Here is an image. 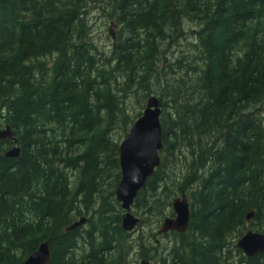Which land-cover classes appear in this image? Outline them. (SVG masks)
Instances as JSON below:
<instances>
[{
    "label": "trees",
    "instance_id": "1",
    "mask_svg": "<svg viewBox=\"0 0 264 264\" xmlns=\"http://www.w3.org/2000/svg\"><path fill=\"white\" fill-rule=\"evenodd\" d=\"M152 97L160 166L126 233L118 148ZM7 126L21 154L0 141V264L44 242L49 264H264L234 248L251 212L264 233V0H0ZM182 196L189 229L159 235Z\"/></svg>",
    "mask_w": 264,
    "mask_h": 264
},
{
    "label": "water",
    "instance_id": "2",
    "mask_svg": "<svg viewBox=\"0 0 264 264\" xmlns=\"http://www.w3.org/2000/svg\"><path fill=\"white\" fill-rule=\"evenodd\" d=\"M113 40H115V37H113ZM160 117L159 100L152 97L147 101L142 116L135 122L118 148L121 180L115 192V197L123 212L121 227L126 233L133 232L140 224V218L134 215L133 212L134 203L147 181L160 166V152L163 149ZM5 140L12 142L14 147L8 150L4 157L11 160L18 159L21 150L18 147V140L14 137L9 126L0 131V141ZM172 211L173 216L162 221L159 235L170 232L184 234L189 229L191 211L189 201L185 196L173 201ZM254 216V212L247 216L248 228L237 240L234 247L248 259H254L264 254V233H256L250 227ZM86 223L87 219L82 217L66 228V232L75 231ZM50 261L49 245L48 242H44L40 244L38 250L24 264H49ZM138 264L151 263L142 260Z\"/></svg>",
    "mask_w": 264,
    "mask_h": 264
},
{
    "label": "rangeland",
    "instance_id": "3",
    "mask_svg": "<svg viewBox=\"0 0 264 264\" xmlns=\"http://www.w3.org/2000/svg\"><path fill=\"white\" fill-rule=\"evenodd\" d=\"M92 20H93L92 27H93L94 35H95L97 43L100 45V48H103L104 46L105 47L110 46L112 44V40H108L107 38L110 32L114 33V31L110 27H105L103 19L100 16L93 15ZM160 228H161V225H160ZM167 240L168 238H161L162 243L167 244L169 242Z\"/></svg>",
    "mask_w": 264,
    "mask_h": 264
}]
</instances>
